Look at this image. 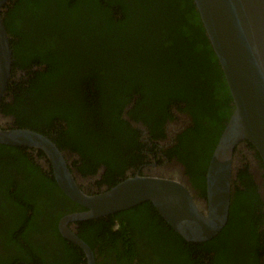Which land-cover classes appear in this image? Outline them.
Instances as JSON below:
<instances>
[{"label": "trees", "instance_id": "obj_1", "mask_svg": "<svg viewBox=\"0 0 264 264\" xmlns=\"http://www.w3.org/2000/svg\"><path fill=\"white\" fill-rule=\"evenodd\" d=\"M3 8L12 79L0 112L14 127L44 133L67 161L75 154L78 179L97 163L131 166L166 137L165 123L176 125L167 156L196 159L185 175L206 204L204 175L233 105L192 0H10ZM253 149L235 150L228 219L209 240H185L149 201L77 221L75 233L95 264H264V164ZM37 152L47 174L31 162L33 148L0 144V264H86L58 231L61 216L84 208Z\"/></svg>", "mask_w": 264, "mask_h": 264}, {"label": "water", "instance_id": "obj_2", "mask_svg": "<svg viewBox=\"0 0 264 264\" xmlns=\"http://www.w3.org/2000/svg\"><path fill=\"white\" fill-rule=\"evenodd\" d=\"M7 1L0 0V100L6 94L12 72L10 39L2 17ZM192 1L233 105L208 161L206 205L198 203L178 177L136 175L110 190L88 194L76 181L64 154L47 135L30 128L7 127L0 122V144L42 150L51 163L59 188L84 207L61 216L58 229L64 238L82 249L86 264H95V255L75 233V222L149 201L185 240H209L228 219L235 150L252 144V152H257L264 164V0ZM8 121L13 124L14 120L9 116L4 122Z\"/></svg>", "mask_w": 264, "mask_h": 264}, {"label": "flooded vegetation", "instance_id": "obj_3", "mask_svg": "<svg viewBox=\"0 0 264 264\" xmlns=\"http://www.w3.org/2000/svg\"><path fill=\"white\" fill-rule=\"evenodd\" d=\"M21 73L22 72H20V74ZM11 79H12V74L10 75V80ZM9 94L11 95V92H9ZM6 101L10 102L9 95L6 98ZM129 106L131 107V105H129ZM8 117L9 116L4 115L0 112V122L7 127H14V124H12V121L4 122L5 119ZM179 131H180V128H177L176 125L169 127L168 123H165L163 126V133L166 135V137L162 140L152 139L153 146H151L150 143L148 145H145L142 148V150H143V158L142 159H140L136 162H133V164L131 166L126 167L125 169H123L122 166L121 167H115L114 165L108 166V168H107L105 165H101V163H97L96 165L98 167H92L89 169L88 172L78 175L79 177H78V179H76V181H78L81 189L84 190L86 193L88 192V194H98V193H101L103 191L110 190L115 185H117L118 183L123 181L125 178L131 177V176H136V175L171 177V178L178 177V178H180L181 182L185 183V185L189 188V186H188L189 179L187 177L189 175H187V171H186V162H196V159L193 161H188L185 157H182V158L176 157L178 159V161H177L175 159H170L167 156L168 155L167 151H168V148L170 146L172 136L174 135V133L179 132ZM142 138H144V137L141 135L140 140ZM154 140H157V141H154ZM138 147L139 146L137 145L136 147H134V149L137 150ZM60 151L62 154H64V152H65L61 149H60ZM35 152H36V154H34V160H31V162H33V163L36 162L40 166L39 171L43 172V170H44V173L47 174V172L49 171V167L46 164V162H47L46 159L43 158L42 155L39 156L37 151H35ZM200 155H202L201 152L197 155L198 158L200 157ZM75 159H76V157L74 154V157L71 156V160L67 162L70 170H71V168L72 169L74 168L76 170L75 166L72 163V162H75ZM181 160H183V161H181ZM130 161H127V162H130ZM176 163H177V168L172 166ZM196 167H197V162L193 166V168H194L193 170H196ZM147 168H150V169H147ZM139 169H141V170H139ZM192 177L195 180L197 179V177L195 175V171L193 172ZM204 178H205V175H204ZM193 196H194V194H193ZM197 202L201 203L203 205H206L203 202H200L198 200H197ZM77 204H78V206L83 207L79 203H77ZM58 222H59V220H58ZM58 231H59V229H58ZM74 231L76 232V228L74 229ZM263 258H264V256H263Z\"/></svg>", "mask_w": 264, "mask_h": 264}, {"label": "clouds", "instance_id": "obj_4", "mask_svg": "<svg viewBox=\"0 0 264 264\" xmlns=\"http://www.w3.org/2000/svg\"><path fill=\"white\" fill-rule=\"evenodd\" d=\"M10 0H8L7 2H5V4L4 5H6L8 2H9ZM3 10H4V8H3ZM3 12V11H2ZM9 37V36H8ZM9 39H10V37H9ZM11 48V47H10ZM8 88V87H7ZM84 208V207H83ZM103 217V216H102ZM100 218V217H99ZM74 227L77 229V227H78V225H74Z\"/></svg>", "mask_w": 264, "mask_h": 264}]
</instances>
